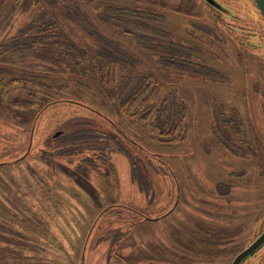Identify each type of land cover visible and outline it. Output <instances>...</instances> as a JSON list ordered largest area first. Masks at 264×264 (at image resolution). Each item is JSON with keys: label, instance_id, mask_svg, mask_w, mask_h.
<instances>
[{"label": "rangeland", "instance_id": "obj_1", "mask_svg": "<svg viewBox=\"0 0 264 264\" xmlns=\"http://www.w3.org/2000/svg\"><path fill=\"white\" fill-rule=\"evenodd\" d=\"M32 1L0 7V162L20 158L29 143L35 155L0 165V264H231L264 228V47L241 42L243 32L264 36L253 0H214L219 10L205 0H103L115 3L110 19L119 26L101 20L102 0ZM57 15L61 36L34 40L27 26ZM89 43L123 61L111 74L129 64L126 95L140 74L158 83L146 118L119 113L118 82L96 79L101 72L80 59ZM161 98L182 116L172 140L154 134ZM23 99L30 105H14ZM56 99L70 102L48 105L34 121ZM73 115L115 138L108 175L85 161L78 174L57 155L61 145L83 147L88 125L74 133L63 123Z\"/></svg>", "mask_w": 264, "mask_h": 264}, {"label": "trees", "instance_id": "obj_2", "mask_svg": "<svg viewBox=\"0 0 264 264\" xmlns=\"http://www.w3.org/2000/svg\"><path fill=\"white\" fill-rule=\"evenodd\" d=\"M7 1L8 0H0V7L4 6V3H6ZM37 1L38 0H33L32 4H35V3L37 4ZM55 1L56 0H50V2L53 5H56ZM62 2H65V1L63 0ZM100 2L103 5V6H101V9L99 11V16H100L101 20L108 23V24H111L114 26H117V25L119 26V24L115 23L113 20L110 19L111 14H112L111 13L112 11L110 10L111 9L110 6H115V3L109 2V1H108V3H106V2H103V0L99 1L98 3H100ZM103 3H105V4H103ZM207 3H209V2H207ZM215 3H217V2H215ZM41 4L50 5L48 0H44ZM59 4H60V2L58 1V5ZM209 4L212 6L211 3H209ZM63 5L66 6L65 3L60 4L61 9H62ZM254 7H255V5H254ZM215 8H216V6H215ZM112 9H117V8L112 7ZM119 9L124 10L125 8H119ZM129 11H132L133 13H136V12L144 13V12L137 11V10L125 9V12H129ZM255 11L257 12V16L260 18V23L263 25V28H264V21H263L262 16L258 12L257 8H255ZM125 12L123 15H120V16L125 17L126 16ZM220 12L223 13L222 11H220ZM220 12L218 13L220 16L224 15V14H221ZM45 15L46 14H43L42 18ZM70 16L71 15L69 14V11L66 14L64 12H62V18L63 19H65V18L68 19ZM39 21H41V19L37 20V22H39ZM58 22H60L59 15L54 16L50 20H47L46 22H42L41 24H39L37 26H34L31 24L30 26H27L28 27L27 30H29L28 31L29 34H32V30L34 27V31L32 34V37L34 38V40H37V38H41L42 40L45 39L44 41L48 42V40H50L51 37L54 38L57 35L61 36V33L57 30V25H58L57 23ZM145 26L147 28L150 27L147 25H145ZM89 27L92 29V26L90 24H89ZM84 29H88V28H84ZM124 32L128 33V32H126V30H124ZM161 33H165L168 35V33L163 32V31H161ZM128 34H130V33H128ZM243 34H245V35L242 36V38H241L242 41L241 40L240 41L243 42V40H244L245 45H247V44L250 45L251 43L247 42L246 40L252 39L254 41V45H256V47H264V36L263 35L261 36L260 34H257L255 32H243ZM90 35L92 37H99L100 36V35H98V32L97 33H95V32L90 33ZM100 37H102V36H100ZM137 40L141 41V43L143 42V39H141V38H137ZM109 43H110V40H109ZM143 44L147 45V43H142V45ZM102 46L104 49H107L108 47H110V45L108 46V45H106V43H103ZM88 47L89 48L92 47V48H90L91 50H88ZM88 47L84 48L85 51L82 54V56L80 57V59L82 58L84 63L90 61V63H91L90 67L91 68L89 66H87L86 67L87 69L88 68L93 69L94 73H96L97 71L101 72V73L97 72L99 77L96 78V76H95L96 79L101 80L102 82H106L112 76V78L114 79L113 82H116V83L118 82V84L116 85L114 90L111 91V95L114 94L116 97V105H117V109H118L119 113L121 115H124L125 119L130 120V121H136L135 118H146L145 112H146L147 108H149V105L153 104V102H150L151 97H153V90L152 89L154 86H158V83L156 81L152 82V80H150L148 77H146L147 75L140 74L142 77H141L140 81L138 82V85L136 86L135 89H133L130 93H128L126 95V92L130 88L127 85L128 83H125V81L127 79L126 69L129 68V66H128L129 64H124L123 66L120 67V69H118L117 71H114L115 74H111L112 73L111 65L116 64V63H118V64L122 63L123 64V61L121 59L109 60L107 58H104V56L102 54L98 53L100 46L95 47L94 43H91V44L89 43ZM72 57L73 58H71V59H73V62H74L73 65H74L76 63L75 62L76 60L74 59V56H72ZM103 58L107 61H104ZM82 60H81V62H82ZM79 64H81V63H79ZM122 84H125V85L121 88ZM158 88L159 87H157V90H159ZM125 95H126V97H124ZM161 100H162V98L159 99L157 102L155 100V102H156L155 106L156 107L154 106V108L156 109V111H155L154 116L152 117V119H153L152 123L157 124L159 126V129L155 130L154 134L156 136H158V138H160V139L172 140L175 138L174 137L175 136L174 132L176 129L175 125L181 119V118L178 119V116L179 117H182V116H180L179 114H176L175 112L173 113V111L170 110L168 105L163 106L160 103ZM59 101L70 102V100H68V99H56V100H52V101L46 103L37 111V113L34 117V121L35 120L37 121L38 116L42 113V111L48 105H50L54 102H59ZM163 101H165V100H163ZM30 102H31L30 100H24V99L20 100V101H18V100L13 101L14 105H17V104L30 105ZM89 108H91L90 110L93 111L94 115L101 116L105 120L108 121L107 116L100 114V112L96 111L92 107H89ZM154 119H155V121H154ZM63 123L64 124L69 123V126L72 128L71 132H74L73 130L80 129L81 123L82 124L86 123L88 125L86 128L88 131V134L85 135V138H81V141L80 140L77 141L78 143L79 142L81 143L84 141L82 143V146H83L82 148L76 147L75 145L72 146L74 148H70L71 145L69 146V148H63L62 145L59 146L61 150H59L60 152H57V155H59V156L61 155L64 158L63 161H65L64 163H66V166L69 167L70 170H72V171L78 170L77 173L80 174L79 173V170H80L79 164L85 161V162H88L89 166H91V170H93V171L97 170L101 175L105 174L104 176L108 175L107 173H109L113 170V166L109 160L110 156L108 153V150H110L111 148L109 149V147H106V146H107V143L112 142L115 138L109 133L102 132L99 127H96L97 123L95 121H93L92 119H89L88 117H81V116L73 115V116L68 118V121H64ZM63 123H60V125L61 124L63 125ZM179 123L182 124L183 122L180 120ZM32 125H33V127H32L33 129L31 130V128H30L29 141L32 140L31 138H33L34 129L36 126L35 122H33ZM60 125H58V126H60ZM71 128H69V129L71 130ZM76 128H78V129H76ZM59 132L60 131H58V133ZM103 134L110 135V136H112V138L111 139L107 138V136L103 135ZM123 137H125V135H123ZM125 139L127 141H130L129 139H127V137H125ZM67 143H71V141H69ZM31 146H32V143H31ZM31 146H30L29 152L23 158L21 157V159H20L18 157L14 160H11V161L0 162V165H4V164L8 165V164L17 162L19 160H22L28 156H30V157L35 156V155H32V153H31ZM25 152L26 151H24V153ZM43 154H44V156H50L49 151H47V150H45L41 155H43ZM75 157L77 159H75ZM105 164H107V165H105ZM56 165H57V163L53 162L52 164H50V167L51 166L54 167V169H52V170L57 173V170L55 167ZM101 168L105 169V172ZM53 177H54V174H53L52 178ZM10 229H13V228L10 226ZM83 249H85V247ZM83 254H84V252H83ZM83 257H84V255H82V261H83Z\"/></svg>", "mask_w": 264, "mask_h": 264}, {"label": "water", "instance_id": "obj_3", "mask_svg": "<svg viewBox=\"0 0 264 264\" xmlns=\"http://www.w3.org/2000/svg\"><path fill=\"white\" fill-rule=\"evenodd\" d=\"M209 3L213 2V0H206ZM255 7L263 18L264 21V0H253ZM31 143L26 150V152L21 156L22 158L29 152ZM20 157V159H21ZM264 245V229L256 236L254 240L242 251H240L232 260L231 264H240V262L252 254L254 251L260 249Z\"/></svg>", "mask_w": 264, "mask_h": 264}, {"label": "flooded vegetation", "instance_id": "obj_4", "mask_svg": "<svg viewBox=\"0 0 264 264\" xmlns=\"http://www.w3.org/2000/svg\"><path fill=\"white\" fill-rule=\"evenodd\" d=\"M211 4H212V6L213 7H215L216 6V8H218V10L220 9V5L218 6L217 5V3H215V1L213 0V2H211ZM221 11V10H220ZM264 229V228H263ZM262 229V230H263ZM262 230H259V232L254 236L255 238H256V236H258V234H260V232L262 231ZM255 238H253V239H255ZM252 239V240H253ZM251 240V241H252ZM251 241L249 242V243H251ZM264 246V245H263ZM263 246H262V248H263ZM262 248H260V249H258V250H256V251H254L252 254H250L249 256H251V257H254L259 251H261V249ZM264 249V248H263ZM259 256V258H258V260H257V263L256 264H264V253H263V255L262 254H259L258 255ZM261 256H262V258H261ZM248 257H246L245 259H243L241 262H240V264H245V260L247 259ZM249 259V258H248ZM247 264H248V261H247Z\"/></svg>", "mask_w": 264, "mask_h": 264}]
</instances>
